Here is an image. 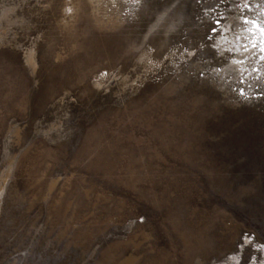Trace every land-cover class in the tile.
Returning a JSON list of instances; mask_svg holds the SVG:
<instances>
[{"label": "rangeland", "instance_id": "1", "mask_svg": "<svg viewBox=\"0 0 264 264\" xmlns=\"http://www.w3.org/2000/svg\"><path fill=\"white\" fill-rule=\"evenodd\" d=\"M245 19L264 0H0V264H264Z\"/></svg>", "mask_w": 264, "mask_h": 264}, {"label": "snow or ice", "instance_id": "2", "mask_svg": "<svg viewBox=\"0 0 264 264\" xmlns=\"http://www.w3.org/2000/svg\"><path fill=\"white\" fill-rule=\"evenodd\" d=\"M244 23L252 25V27L248 29L249 32H252L253 34H255V32L258 31L261 34H264V27H260L255 20L249 21V20L245 19ZM218 30H220V21L219 20L216 21L215 27L212 29V32L216 33ZM262 42H264V41H262ZM251 44H252V47H256L255 40H253L251 42ZM247 50H248L247 46H245V51H247ZM237 51H239V49H237ZM261 51L264 52V47L261 48ZM261 59H264V57H261ZM240 94L242 96L244 95L243 89L240 90Z\"/></svg>", "mask_w": 264, "mask_h": 264}, {"label": "bare ground", "instance_id": "3", "mask_svg": "<svg viewBox=\"0 0 264 264\" xmlns=\"http://www.w3.org/2000/svg\"><path fill=\"white\" fill-rule=\"evenodd\" d=\"M257 24L260 26V27H264L263 25H264V23L262 22V23H258L257 22ZM258 32V31H257ZM261 34V33H260ZM261 35H264V34H261ZM264 38V37H263ZM263 45H264V43H263Z\"/></svg>", "mask_w": 264, "mask_h": 264}]
</instances>
